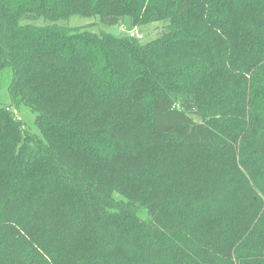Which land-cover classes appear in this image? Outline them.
<instances>
[{
	"label": "trees",
	"instance_id": "obj_1",
	"mask_svg": "<svg viewBox=\"0 0 264 264\" xmlns=\"http://www.w3.org/2000/svg\"><path fill=\"white\" fill-rule=\"evenodd\" d=\"M6 67L0 264H264V0H0Z\"/></svg>",
	"mask_w": 264,
	"mask_h": 264
},
{
	"label": "rangeland",
	"instance_id": "obj_2",
	"mask_svg": "<svg viewBox=\"0 0 264 264\" xmlns=\"http://www.w3.org/2000/svg\"><path fill=\"white\" fill-rule=\"evenodd\" d=\"M124 22H121L119 25H105L99 21L98 16L92 17H83L80 15H72L69 18L58 20L57 23L59 25H64L69 28H81L88 30L90 32H107L111 34H121L126 33L127 29L135 30L139 35V39L142 42L150 41L156 38L162 30V25L166 24V21H162L163 23H148L139 26H133L132 28H128V20L123 19ZM28 22V21H27ZM50 22L45 18H38L34 21H31L30 24L36 26H43L49 24ZM120 25H124L125 29L121 30ZM11 69L9 67L2 68L0 70V102L2 105H9L10 97L8 92V85L11 80ZM12 114L16 120H18L21 126L29 133V134H39V130L34 122L36 113L32 111L30 108L26 107L23 104H18L12 106L11 108ZM141 217H145L144 213H141Z\"/></svg>",
	"mask_w": 264,
	"mask_h": 264
},
{
	"label": "built area",
	"instance_id": "obj_3",
	"mask_svg": "<svg viewBox=\"0 0 264 264\" xmlns=\"http://www.w3.org/2000/svg\"><path fill=\"white\" fill-rule=\"evenodd\" d=\"M120 28H121V30L125 29L124 25H120ZM126 33L129 36H134V37H138V38L140 37V35L135 30H132V29H127Z\"/></svg>",
	"mask_w": 264,
	"mask_h": 264
}]
</instances>
